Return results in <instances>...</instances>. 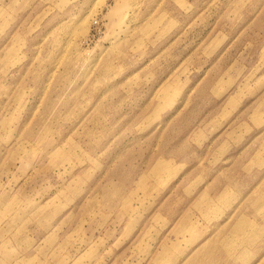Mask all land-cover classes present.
<instances>
[{
	"label": "rangeland",
	"instance_id": "obj_1",
	"mask_svg": "<svg viewBox=\"0 0 264 264\" xmlns=\"http://www.w3.org/2000/svg\"><path fill=\"white\" fill-rule=\"evenodd\" d=\"M0 264H264V0H0Z\"/></svg>",
	"mask_w": 264,
	"mask_h": 264
},
{
	"label": "crops",
	"instance_id": "obj_2",
	"mask_svg": "<svg viewBox=\"0 0 264 264\" xmlns=\"http://www.w3.org/2000/svg\"><path fill=\"white\" fill-rule=\"evenodd\" d=\"M210 234H212V231L210 232ZM210 234H209V235H210ZM157 258H158L159 260L163 261L161 257H158V256H157ZM166 258H167V257H166ZM167 259H168V258H167Z\"/></svg>",
	"mask_w": 264,
	"mask_h": 264
}]
</instances>
